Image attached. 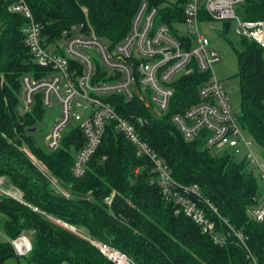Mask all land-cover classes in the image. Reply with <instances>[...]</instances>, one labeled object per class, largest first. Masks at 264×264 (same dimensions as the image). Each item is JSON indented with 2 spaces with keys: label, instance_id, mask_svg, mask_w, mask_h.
Masks as SVG:
<instances>
[{
  "label": "trees",
  "instance_id": "obj_1",
  "mask_svg": "<svg viewBox=\"0 0 264 264\" xmlns=\"http://www.w3.org/2000/svg\"><path fill=\"white\" fill-rule=\"evenodd\" d=\"M45 43L61 31L82 24L88 31L116 44L130 31L142 2L157 7L156 23H165L178 35L185 0H25ZM12 0H0V177L21 191L22 199L0 193V264L22 258L26 264H113L89 241L63 223L108 243L137 264H250L246 249L234 235L220 245L150 184L152 163L107 125L101 142L86 163L85 172H71L83 136L72 126L62 134L58 148L47 149L36 135L45 110L39 98L29 112H21L22 77L40 75L24 41L27 18L8 10ZM244 18L264 22V0H244ZM228 29L231 24L223 22ZM236 50L243 130L261 147L264 157V47L240 38ZM174 82V94L165 112H156L138 96L107 98L116 112L132 122L141 138L157 153L181 184H197L227 223L247 236L248 249L264 264V222L249 210L257 203L255 173L244 160L230 154L214 156L197 138L186 141L171 115L199 98V86L208 78L194 64ZM34 157L57 180L67 195L55 192ZM110 197L111 201H105ZM207 214L220 230L225 223L209 207ZM36 207L38 210H34ZM21 234L31 240L29 253L19 256L11 243Z\"/></svg>",
  "mask_w": 264,
  "mask_h": 264
},
{
  "label": "built area",
  "instance_id": "obj_2",
  "mask_svg": "<svg viewBox=\"0 0 264 264\" xmlns=\"http://www.w3.org/2000/svg\"><path fill=\"white\" fill-rule=\"evenodd\" d=\"M243 2L185 0L182 22L176 26L183 25L187 30L178 35L167 24L156 23L157 7L142 2L132 19L130 31L113 45L92 30L88 31L82 24L64 28L53 42L45 43L41 27L33 20L25 0H12L8 10L28 19L23 27L24 41L31 61L42 69L38 76L27 73L22 77L21 112H29L36 97L44 109L58 106L44 136L45 147L49 150L58 148L63 132L77 126L84 142L76 153L71 172L75 177H81L107 125L113 122L115 129L132 144L136 155L152 163L149 182L157 185L162 196L176 206L175 213L182 211L203 233L220 245L226 243L228 235H234L246 249L250 264H260L247 247V236L227 223L217 208L202 196L197 184L177 182L162 159L141 138L135 125L120 116L107 100L116 94L126 100L138 96L147 105L153 104L156 112H165L174 94L175 80L181 74L192 71L194 64L200 71H208L209 76L199 86V99L174 112L171 121L186 141L201 138L209 149L225 147L233 154L242 153L250 170L264 178V161L251 150L252 141L243 136L244 130L232 110L227 93L212 73L213 65L220 61V54L211 47L210 39L199 27L200 23L228 21L239 38L253 40L264 47V22L239 18L234 12V5ZM30 157L44 173L51 188L67 195L52 174L34 157ZM105 201L109 203L111 198L106 197ZM202 204L222 219L227 230L217 227ZM249 216L257 223L264 222V197L251 207ZM63 224L89 241L111 263L137 264L126 253L108 243L90 237L73 225ZM11 243L19 256L31 250V241L24 234Z\"/></svg>",
  "mask_w": 264,
  "mask_h": 264
},
{
  "label": "rangeland",
  "instance_id": "obj_3",
  "mask_svg": "<svg viewBox=\"0 0 264 264\" xmlns=\"http://www.w3.org/2000/svg\"><path fill=\"white\" fill-rule=\"evenodd\" d=\"M172 1V0H165ZM234 12L236 16L239 18H244V11L240 4L234 5ZM222 21H210L208 23H200L199 27L201 31L206 34V36L210 39V45L212 48L216 49L220 54V61L215 63L212 68V73L214 76L221 82L223 85L228 100L232 106V110L234 114L237 116L240 115L241 107H240V90H239V80L236 77V73L238 71L237 66V57L236 50L240 49V38L235 34L233 25H231L228 29L224 27ZM180 29L179 33H183L187 29L183 27V25H178ZM58 106H54L53 108H47L45 110V117L42 120V124L40 127L36 129V135L39 140V143H42L45 146L44 136L47 133L49 126V116L52 117L58 111ZM151 107L154 108V105L151 104ZM243 136L248 141H252L251 150L264 161V157L261 154V147L251 138L250 134L247 130L243 131ZM242 152L245 151V147L242 145ZM210 153L214 156H221L224 154H230L233 156L235 160L241 161L243 160V154H233L229 148H212L210 149ZM250 170V167L247 166ZM255 178L258 184V195L257 200L260 201L264 197V178L259 177L255 174ZM13 188V187H12ZM0 233V237H1ZM26 235L29 239L30 236ZM31 241V240H30ZM5 264H26L25 260L22 258L16 259L12 258L5 262Z\"/></svg>",
  "mask_w": 264,
  "mask_h": 264
},
{
  "label": "crops",
  "instance_id": "obj_4",
  "mask_svg": "<svg viewBox=\"0 0 264 264\" xmlns=\"http://www.w3.org/2000/svg\"><path fill=\"white\" fill-rule=\"evenodd\" d=\"M55 116V114L52 117H48L49 118V123L47 124V127L49 126V124L51 123V121L53 120V117ZM0 193H5L8 195H14L13 197L17 198V199H22V193L21 191H19L16 188H12V185L7 181L6 178L4 177H0ZM3 236V235H1Z\"/></svg>",
  "mask_w": 264,
  "mask_h": 264
}]
</instances>
